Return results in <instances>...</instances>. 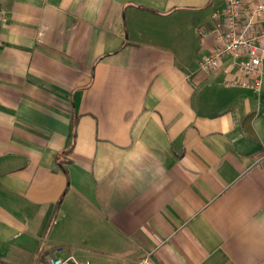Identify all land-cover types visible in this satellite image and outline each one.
I'll use <instances>...</instances> for the list:
<instances>
[{"label":"crops","instance_id":"crops-1","mask_svg":"<svg viewBox=\"0 0 264 264\" xmlns=\"http://www.w3.org/2000/svg\"><path fill=\"white\" fill-rule=\"evenodd\" d=\"M224 4L0 0V264H264V80L200 67Z\"/></svg>","mask_w":264,"mask_h":264},{"label":"built area","instance_id":"built-area-1","mask_svg":"<svg viewBox=\"0 0 264 264\" xmlns=\"http://www.w3.org/2000/svg\"><path fill=\"white\" fill-rule=\"evenodd\" d=\"M217 44L200 60V67L209 72L232 70L237 77L226 80L260 92L264 80V1L247 3L244 0H225L222 8L213 13ZM208 28L200 26L201 38ZM35 264H90L74 256L52 255ZM122 264H154L147 254L135 262Z\"/></svg>","mask_w":264,"mask_h":264},{"label":"rangeland","instance_id":"rangeland-1","mask_svg":"<svg viewBox=\"0 0 264 264\" xmlns=\"http://www.w3.org/2000/svg\"><path fill=\"white\" fill-rule=\"evenodd\" d=\"M202 24H203L202 21H201V22L198 21V24H197V26H198V27H197V31H198V28L200 27L199 25H201V26H205V25H202ZM197 38H198V37H197ZM198 39H199V38H198ZM60 232H61V231H60V229H59V231L57 232V235H58V236H60ZM54 249L59 250V249H60V246H59V245H55V246H54ZM56 255H63V254H62V253H56Z\"/></svg>","mask_w":264,"mask_h":264}]
</instances>
